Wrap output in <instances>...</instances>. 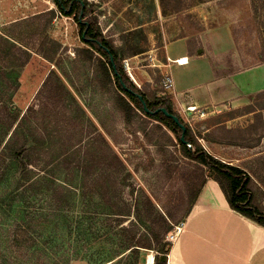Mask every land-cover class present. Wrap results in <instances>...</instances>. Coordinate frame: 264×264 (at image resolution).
<instances>
[{
	"label": "rangeland",
	"instance_id": "obj_1",
	"mask_svg": "<svg viewBox=\"0 0 264 264\" xmlns=\"http://www.w3.org/2000/svg\"><path fill=\"white\" fill-rule=\"evenodd\" d=\"M87 1L100 3L98 25L123 48L121 63L129 79L160 97L171 95L161 84L167 76L160 75L155 59L170 41H195L225 25L234 47L216 59L219 70L255 66L264 56V0ZM50 9H56L52 0H0V31ZM79 31L73 15L57 13L21 70L0 69L1 134L4 141L20 145L17 121L25 120L40 143L31 152L34 173L55 181L78 203L109 204L133 234L149 239L154 249H143L142 261L155 264L158 254L167 264L192 207L200 200L208 202L214 192L224 195L208 169L183 155L163 124L140 112L127 119L113 92L101 85L96 61L77 54L76 49L88 48ZM263 106L261 96L247 106L221 110L188 113L174 104L173 109L208 153L251 175L255 201L264 208ZM158 215L172 222L165 235ZM158 233L159 243L168 246L154 242Z\"/></svg>",
	"mask_w": 264,
	"mask_h": 264
},
{
	"label": "trees",
	"instance_id": "obj_2",
	"mask_svg": "<svg viewBox=\"0 0 264 264\" xmlns=\"http://www.w3.org/2000/svg\"><path fill=\"white\" fill-rule=\"evenodd\" d=\"M52 2L55 10L33 14L3 27L0 69L21 70L32 57L31 49L52 26L55 15H73L80 29V40L88 46L76 49L77 54L87 62L96 61L101 85L113 92L116 105L127 119L140 112L163 124L174 134L183 155L209 170L229 207L264 227V208L255 201L251 175L199 145L190 127L174 111L170 96L160 97L156 91L141 89L129 79L121 63L123 48L106 38L98 25L96 10L100 3ZM260 57L264 63V56ZM261 96L264 92L254 98ZM24 123L25 120L17 121L20 145L4 141L0 125V264H145L142 250L154 249L149 239L133 234L109 204L96 201L90 204L85 200L78 203L55 181L34 173L31 152L40 143ZM181 126L185 128L183 140ZM158 217L165 235L172 230V222ZM154 236L157 245H169L159 243V233ZM154 260L155 264H166L165 258L159 259L158 254Z\"/></svg>",
	"mask_w": 264,
	"mask_h": 264
},
{
	"label": "crops",
	"instance_id": "obj_3",
	"mask_svg": "<svg viewBox=\"0 0 264 264\" xmlns=\"http://www.w3.org/2000/svg\"><path fill=\"white\" fill-rule=\"evenodd\" d=\"M233 47L225 25L205 31L195 41L178 38L161 47L155 66L169 77L167 90L179 110L247 106L264 92V63L230 72L215 65ZM222 200L214 202L210 196L208 202L200 200L192 207L167 264H264V227L231 209L225 197Z\"/></svg>",
	"mask_w": 264,
	"mask_h": 264
},
{
	"label": "bare ground",
	"instance_id": "obj_4",
	"mask_svg": "<svg viewBox=\"0 0 264 264\" xmlns=\"http://www.w3.org/2000/svg\"><path fill=\"white\" fill-rule=\"evenodd\" d=\"M206 193V192H205ZM208 195V194H207ZM212 200L214 201V202H217L218 200H222V198L218 195V194H216L215 192L213 193V195H212ZM223 201V200H222ZM148 262L149 263H152L153 262V256L152 255H149V257H148Z\"/></svg>",
	"mask_w": 264,
	"mask_h": 264
},
{
	"label": "water",
	"instance_id": "obj_5",
	"mask_svg": "<svg viewBox=\"0 0 264 264\" xmlns=\"http://www.w3.org/2000/svg\"><path fill=\"white\" fill-rule=\"evenodd\" d=\"M162 111H163V113L167 114L166 111H165V109H163ZM167 115L171 117V115H169V114H167ZM173 119H174V121H175L176 123H178V118H177V117L173 116ZM181 127H182V136H181V140H183V135H184V132H185V128H184V126H181Z\"/></svg>",
	"mask_w": 264,
	"mask_h": 264
},
{
	"label": "built area",
	"instance_id": "obj_6",
	"mask_svg": "<svg viewBox=\"0 0 264 264\" xmlns=\"http://www.w3.org/2000/svg\"><path fill=\"white\" fill-rule=\"evenodd\" d=\"M161 84H163V85L166 87V89H168V87H169V85H170V79L167 78V77H164V78L162 79V81H161Z\"/></svg>",
	"mask_w": 264,
	"mask_h": 264
}]
</instances>
